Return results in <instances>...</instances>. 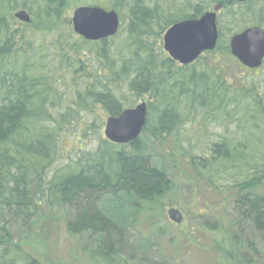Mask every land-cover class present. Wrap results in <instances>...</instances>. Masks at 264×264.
Segmentation results:
<instances>
[{
    "label": "trees",
    "instance_id": "trees-1",
    "mask_svg": "<svg viewBox=\"0 0 264 264\" xmlns=\"http://www.w3.org/2000/svg\"><path fill=\"white\" fill-rule=\"evenodd\" d=\"M102 1L0 0V264H45L14 242L11 224L26 226L43 208L63 207L75 213L67 235L94 237L84 248L90 259L121 264L129 220L146 208L162 211L173 190L162 164L153 162L152 144H168L199 179L232 190L237 214L264 238V60L255 70L239 64L240 80L224 59L232 58L233 34L264 30V0ZM216 4L215 49L189 65L173 61L162 48L166 29ZM80 5L115 9L117 33L97 41L74 34L68 12ZM19 9L30 22L14 17ZM144 95L140 136L127 144L105 138L96 111L116 117ZM195 121L222 130L199 145L187 138ZM65 136L74 143L66 158ZM91 136L96 146L84 150ZM206 228L220 264H255L220 220Z\"/></svg>",
    "mask_w": 264,
    "mask_h": 264
},
{
    "label": "rangeland",
    "instance_id": "rangeland-1",
    "mask_svg": "<svg viewBox=\"0 0 264 264\" xmlns=\"http://www.w3.org/2000/svg\"><path fill=\"white\" fill-rule=\"evenodd\" d=\"M109 2L111 0L102 1L103 4ZM72 11L73 9L68 12L69 22ZM231 57H224L228 71L241 80L244 70L238 66L240 63ZM146 100V95L141 96L132 107ZM95 117L102 121L100 132L104 133L108 116L104 111L97 110ZM195 122L197 123L194 126L188 127L187 138L199 145L213 141L216 132L222 130L216 128L213 123L205 128L200 122ZM70 138H64V158L72 154L70 151L74 143ZM95 143L96 140L92 136L86 137L83 140V149L92 150L96 146ZM164 146L157 150V146L152 144L151 151L156 156L153 157V162L162 164L173 181V190L165 197L162 211L146 208L135 213L129 220L126 229L124 228L119 249L121 264H220L217 259L221 254L212 247L215 237L206 228L213 226L216 220H220L222 229L230 236L231 241L241 247L246 257L255 264H264V238L249 221L237 214L232 201V190L223 189L221 186L214 187L199 179L187 159L180 157L175 151H168V144ZM260 192L264 193V189H260ZM116 205L113 204V207L119 209ZM170 209L180 215V221L170 218ZM122 213L121 215L128 216L126 209ZM74 214L70 207L51 210L43 208L38 217H34L26 226L20 221L12 222L13 240L45 264H104L93 261L85 253L84 248H90L94 240L88 232L77 236L65 233V223L73 219ZM160 226H163L164 230L159 231ZM249 245L252 250L248 248Z\"/></svg>",
    "mask_w": 264,
    "mask_h": 264
},
{
    "label": "water",
    "instance_id": "water-1",
    "mask_svg": "<svg viewBox=\"0 0 264 264\" xmlns=\"http://www.w3.org/2000/svg\"><path fill=\"white\" fill-rule=\"evenodd\" d=\"M220 4L213 5L196 19H185L172 24L162 36V48L168 56L180 65H189L203 53L213 51L218 40L217 12ZM14 17L30 22L25 9L14 12ZM75 34L88 41L106 39L119 29V15L115 9L96 5L77 6L70 19ZM230 54L244 67L257 69L264 60V30L250 26L233 34L229 39ZM146 102L126 108L116 116H108L104 126V136L117 144H127L137 139L146 122ZM169 216L180 221V215L170 209Z\"/></svg>",
    "mask_w": 264,
    "mask_h": 264
},
{
    "label": "bare ground",
    "instance_id": "bare-ground-1",
    "mask_svg": "<svg viewBox=\"0 0 264 264\" xmlns=\"http://www.w3.org/2000/svg\"><path fill=\"white\" fill-rule=\"evenodd\" d=\"M81 6V5H80Z\"/></svg>",
    "mask_w": 264,
    "mask_h": 264
}]
</instances>
